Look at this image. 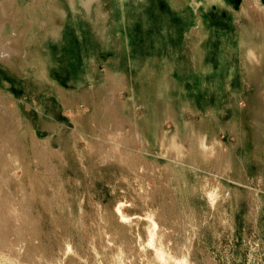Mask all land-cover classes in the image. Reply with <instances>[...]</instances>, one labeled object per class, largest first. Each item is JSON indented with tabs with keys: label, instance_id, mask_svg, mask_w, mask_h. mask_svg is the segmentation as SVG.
<instances>
[{
	"label": "rangeland",
	"instance_id": "1",
	"mask_svg": "<svg viewBox=\"0 0 264 264\" xmlns=\"http://www.w3.org/2000/svg\"><path fill=\"white\" fill-rule=\"evenodd\" d=\"M84 1L0 0V264H264L262 21Z\"/></svg>",
	"mask_w": 264,
	"mask_h": 264
},
{
	"label": "bare ground",
	"instance_id": "2",
	"mask_svg": "<svg viewBox=\"0 0 264 264\" xmlns=\"http://www.w3.org/2000/svg\"><path fill=\"white\" fill-rule=\"evenodd\" d=\"M92 1L93 0H86L84 1V5L87 7V9H91L92 8ZM147 6H149V8L145 11L146 15H150L152 14L154 11L162 13V14H167L168 12H171V22H174V18H175V9L170 6L165 0H146L144 1ZM212 2H217L218 6L220 5L221 2H223V0H190L189 3L193 4L194 6V11L192 12L193 14L196 13L197 11V7L200 6V4L203 5L204 8V12L209 10L210 5L212 4ZM129 6V5H128ZM247 7L253 11L255 13L256 18L260 19L262 21V23L264 24V6L258 4V0H247ZM132 8V6H131ZM130 8V9H131ZM90 11V10H89ZM127 11V10H126ZM250 11V13H251ZM130 13V12H129ZM132 15H135L134 11L131 10ZM134 17V16H132ZM137 18V16L135 17V19ZM257 20V19H256ZM255 20V21H256ZM130 22V21H129ZM258 23V22H257ZM261 23V22H260ZM136 24H130L129 26H132L133 28H136L135 26ZM201 26V25H200ZM140 27V26H139ZM202 27V26H201ZM128 29V28H127ZM132 30V29H131ZM149 30H153L151 28H149ZM133 31V30H132ZM136 31V30H134ZM154 36L152 37V42L151 44H153V46H156V50L154 52H150L151 55L154 54H159L160 52H158V50L164 46H166L167 44H169V48H170V42H171V37H170V33L168 31V28H161L159 30H154ZM199 32V30L197 31V33ZM206 32L208 33H212L208 30H206ZM205 40V39H204ZM132 45V44H131ZM130 45V46H131ZM158 45V46H157ZM148 52L150 50H147ZM142 53V52H141ZM206 61V60H205ZM183 72V71H182ZM180 73V72H179ZM116 143V142H115ZM113 143V144H115ZM118 143V142H117ZM3 222V221H2ZM0 222V223H2ZM3 224V223H2ZM2 227V225H0ZM14 226V225H13ZM12 226V227H13ZM4 229V228H3ZM1 229V230H3ZM18 229V228H16ZM23 230V229H22ZM21 233V230H18ZM5 233V231H4ZM18 234V233H17Z\"/></svg>",
	"mask_w": 264,
	"mask_h": 264
},
{
	"label": "crops",
	"instance_id": "3",
	"mask_svg": "<svg viewBox=\"0 0 264 264\" xmlns=\"http://www.w3.org/2000/svg\"><path fill=\"white\" fill-rule=\"evenodd\" d=\"M183 15V14H182ZM146 55V54H145ZM147 56V55H146ZM142 57V56H141ZM141 57L140 58H138V59H141ZM135 58V57H134ZM136 59V58H135ZM138 59L137 60H135V61H138ZM155 60H157V59H155ZM153 61V60H152ZM92 65H94V63H92ZM74 79H75V81L76 82H78V83H84V82H87V81H89V76H88V74L86 73H77V71H76V73H75V75L74 76H72ZM58 87H60V86H58ZM143 93H144V91H143ZM145 94H143V95H141L142 97H145L144 96Z\"/></svg>",
	"mask_w": 264,
	"mask_h": 264
}]
</instances>
